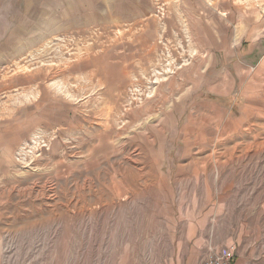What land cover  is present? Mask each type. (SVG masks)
Listing matches in <instances>:
<instances>
[{"label":"rangeland","instance_id":"374dc122","mask_svg":"<svg viewBox=\"0 0 264 264\" xmlns=\"http://www.w3.org/2000/svg\"><path fill=\"white\" fill-rule=\"evenodd\" d=\"M197 1L2 5L0 264H264V60Z\"/></svg>","mask_w":264,"mask_h":264},{"label":"crops","instance_id":"0c3cea01","mask_svg":"<svg viewBox=\"0 0 264 264\" xmlns=\"http://www.w3.org/2000/svg\"><path fill=\"white\" fill-rule=\"evenodd\" d=\"M4 4H14V0H0V9ZM197 5L199 15L193 19L199 33L195 35L200 37L199 43L203 32L205 37L216 39L223 52L213 49L212 55L220 52L224 74L251 69L264 60V0H198ZM190 9H193L191 5ZM189 19L190 16L183 15L187 37L192 43ZM230 68L232 72L228 71Z\"/></svg>","mask_w":264,"mask_h":264},{"label":"built area","instance_id":"2783aa9c","mask_svg":"<svg viewBox=\"0 0 264 264\" xmlns=\"http://www.w3.org/2000/svg\"><path fill=\"white\" fill-rule=\"evenodd\" d=\"M222 260L223 261L221 262V264H228V263H230L231 260H232V252L231 251H228V252L224 253L223 256H222Z\"/></svg>","mask_w":264,"mask_h":264}]
</instances>
